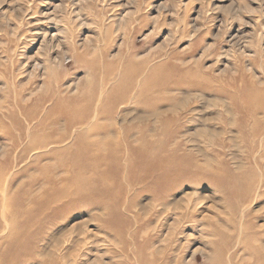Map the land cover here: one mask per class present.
Here are the masks:
<instances>
[{
  "label": "rangeland",
  "instance_id": "374dc122",
  "mask_svg": "<svg viewBox=\"0 0 264 264\" xmlns=\"http://www.w3.org/2000/svg\"><path fill=\"white\" fill-rule=\"evenodd\" d=\"M0 264H264V0H0Z\"/></svg>",
  "mask_w": 264,
  "mask_h": 264
},
{
  "label": "bare ground",
  "instance_id": "6f19581e",
  "mask_svg": "<svg viewBox=\"0 0 264 264\" xmlns=\"http://www.w3.org/2000/svg\"><path fill=\"white\" fill-rule=\"evenodd\" d=\"M78 15V14H77ZM119 20H120V18H119ZM80 23V22H79ZM85 23V22H84ZM84 26V25H83ZM194 33H191V35H193ZM190 35V36H191ZM54 36H55V34H54ZM53 38V36H51V39ZM85 41V40H84ZM236 41V40H235ZM87 42V41H86ZM89 42V41H88ZM206 43V42H205ZM211 45L210 44H206L205 46H204V48H203V50L202 51H205L207 48H209ZM202 47V46H201ZM202 49V48H201ZM240 50H241V56H244V54L246 53L245 52V50H244V48H240ZM225 53H226V55H227V51L225 50ZM224 57H225V55H224ZM48 60H49V58H48ZM59 61H61V60H59ZM50 62V61H49ZM64 62V61H63ZM87 64V63H86ZM86 67V66H85ZM154 76H149L147 79H146V81L144 82V86H143V90H145V93L147 92V89H148V86L150 85V83L152 82V80H154ZM91 82L89 81V85H91L92 86V83L90 84ZM94 84V83H93ZM74 87V86H73ZM89 87V86H88ZM93 87V86H92ZM92 87H90L91 89H92ZM66 88V87H65ZM74 89V88H73ZM96 89V88H95ZM70 90H71V88H70ZM83 90V89H82ZM93 90V89H92ZM87 92H88V90H86ZM91 91V90H90ZM69 92V91H68ZM81 93V92H80ZM57 95V94H56ZM99 98V97H98ZM51 100V99H50ZM79 101V100H78ZM112 106V105H111ZM105 107V106H104ZM113 108V107H112ZM254 107H250L249 108V111L251 112V110L253 109ZM89 110H90V102L88 101L87 103H85L84 105H80V107H78V106H75V107H72V108H70V109H68L67 111H66V114H73V115H71V117L69 118V120L66 122V125H65V129L67 130V133L66 132H64V136L63 137H66V138H68V135H69V130L72 128L73 129V126H75V125H83V123H85L86 122V120H87V117H88V113H89ZM103 113V112H102ZM107 113V112H106ZM95 116V115H94ZM30 117H32V115L30 114ZM97 125H94V124H86L85 123V125H83V128L80 130V132L78 133V135H77V137H78V143L79 144H81V145H83L87 150H86V152L83 154V155H81L80 156V158H85V157H88L89 156V154L91 155V153H93L94 154V152H99V153H102V155L104 154L103 153V151L104 150H106L109 146H111L112 145V147H110V148H115L116 150H118L119 148H122V141H119V139L117 140L116 139V141H115V138H116V135H115V138H114V141L111 139V141L109 140V139H106V137H108V136H106L107 134H105L104 135V131H103V133H99V135H102V137L101 138H98V139H96L94 142H92V143H90V141H89V137H91V136H89V134H88V132H93V135H95L96 133H98V132H96L97 131V129L99 130V128L98 127H96ZM80 128H81V126H80ZM96 130V131H95ZM101 130V129H100ZM102 131V130H101ZM77 134V133H76ZM71 135H72V133H71ZM98 135V134H97ZM76 135H74V137H75ZM68 139H70V137L68 138ZM91 139H92V137H91ZM71 140V139H70ZM69 143V142H68ZM67 143V144H68ZM48 144H53V145H58L59 143H58V141H56V139H54V140H52V141H49L48 142ZM47 144V145H48ZM93 144H95V145H93ZM46 144H44V146H45ZM66 145V144H65ZM54 147V146H53ZM56 147V146H55ZM54 147V148H55ZM64 147H67V146H64ZM115 154L116 155H113V158L111 159L112 160V164H113V168H112V170H113V172H117L118 170H119V167H121V163H120V161L118 160V155H117V152H115ZM89 157H91V156H89ZM101 158V159H100ZM99 161H103V162H107V159H105V157H99V159H98ZM159 165V163L155 160V159H153V162H152V164H151V166H150V168L151 169H155V167H157ZM80 175H75L74 176V178L73 179H71V181H70V183H71V185H72V187H70L69 185H68V187L70 188V189H73V190H75V191H77V192H79V191H82L83 190V187H81V186H78L79 185V183H78V185H76L74 182H73V180H76V179H80ZM160 178H162V176L160 175ZM160 182H162V179L161 180H159L157 183H160ZM85 189V188H84Z\"/></svg>",
  "mask_w": 264,
  "mask_h": 264
}]
</instances>
